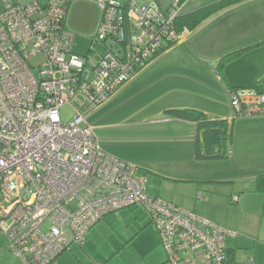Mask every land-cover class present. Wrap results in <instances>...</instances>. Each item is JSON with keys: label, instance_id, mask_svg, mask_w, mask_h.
<instances>
[{"label": "built area", "instance_id": "obj_1", "mask_svg": "<svg viewBox=\"0 0 264 264\" xmlns=\"http://www.w3.org/2000/svg\"><path fill=\"white\" fill-rule=\"evenodd\" d=\"M0 233L25 264H52L81 245L110 212L147 210L165 264H224L237 232L146 193L144 170L101 148L86 110L104 103L134 73L187 32L181 8L155 1L94 0L101 15L87 52L73 51L65 20L73 0H0ZM99 42L102 49H94ZM95 51V54H92ZM231 114H264V90L226 88ZM80 95L73 114L60 108Z\"/></svg>", "mask_w": 264, "mask_h": 264}, {"label": "rangeland", "instance_id": "obj_2", "mask_svg": "<svg viewBox=\"0 0 264 264\" xmlns=\"http://www.w3.org/2000/svg\"><path fill=\"white\" fill-rule=\"evenodd\" d=\"M154 1L161 8L168 5L163 0ZM174 1L176 0H170L169 4ZM211 1L213 0H187L182 11H191ZM249 5L262 10L264 18V0H255ZM100 15L101 10L94 0L71 2L65 23L75 34L73 51L83 54L88 49L91 37L97 31ZM204 25L205 22H201L196 26L191 36L197 37L201 34L203 36L206 29ZM256 40L259 39H254ZM234 46L235 43L229 45L230 49L226 51L238 48ZM173 48L172 51L163 54L158 63L145 67L123 84L105 104L87 109V121L94 126V133L103 150L118 158L121 155L128 156L132 158L130 163L148 171L145 173L148 178L147 192L165 194L166 197L177 193L179 196L176 195V198L185 200L190 209L197 205L200 211L198 209L196 213L203 218H206L205 214L214 215L224 226L240 223L244 229L237 230L248 236L244 238L245 247L240 246L236 249L235 264H264V194L250 191L253 185V170L264 172V169H261L262 167L245 169L237 159L230 157L231 145L226 156L194 158V125L174 118L167 110L184 107L197 109L196 101L205 99L209 103L215 98L188 77V72L191 71L202 77L207 73L206 64L200 62L196 70L188 71L191 67L188 62L191 61V56L186 51ZM94 49H102L99 42L94 43ZM211 49L208 52L213 55ZM263 51L264 47L259 53L260 56L264 54ZM250 53L257 56L258 50ZM92 54H95V51H92ZM208 78L207 74L203 77L205 80ZM82 100L83 98L78 95L70 103L63 105L60 108L61 118L69 119L73 114V105H79ZM221 100L219 97L216 100L218 107H221L220 104L224 105ZM203 106L209 107L205 103ZM227 106L225 110H228L229 116L231 114L229 102ZM262 116L264 114L244 118ZM238 120L239 118H236L235 121ZM258 148L260 149L255 151L256 156L253 157L259 156L257 161L264 164V148ZM174 167L179 172L188 170L197 174L193 178L199 181H180L166 177L168 176L166 174L170 173V168ZM198 184L203 198L197 196ZM238 193L244 195L245 204L252 208L250 210L252 212L243 214L236 208L239 204L233 202L232 196ZM149 216L147 210L133 205L110 212L105 219L99 220L93 227L96 235L86 243L88 249L94 253V259L103 262L106 254L120 248L116 253L118 256L112 259L113 264H145L153 259L150 253L156 240H159V247L165 259L166 254L159 233L152 222H148ZM142 222L146 225L144 230L135 235L132 241L134 245H129L127 239L139 230ZM5 241V236L0 233V244ZM232 243L231 238L226 240L227 245ZM73 246L76 245H72L71 248ZM81 259L87 260L83 256Z\"/></svg>", "mask_w": 264, "mask_h": 264}, {"label": "crops", "instance_id": "obj_3", "mask_svg": "<svg viewBox=\"0 0 264 264\" xmlns=\"http://www.w3.org/2000/svg\"><path fill=\"white\" fill-rule=\"evenodd\" d=\"M118 1L123 2L124 0H118ZM138 1L144 3L148 0H138ZM163 1L166 5L168 4L167 5L168 7L170 0H163ZM215 1L217 0H213L210 3ZM254 1L255 0H240L218 9L217 11L213 12L208 17H206L203 21H201V22H205L204 26L206 28L203 31L204 33L203 36L202 34L197 37L194 35L191 36V32L196 27L195 26L187 30L186 34L173 45L174 48L172 47L173 49L176 50L179 49L182 50L183 52L186 51L187 54L191 56V61H188L191 64V67L188 69V71L196 70V68L199 67L200 62L206 64V69H207L206 74L207 76H209L208 80L203 79V77L206 74H203V76L201 77L193 71L188 72L189 74L188 77L198 86L202 87L204 90H207L212 98H215L217 100V98L219 97L222 99L221 101H223L224 105L220 104L221 107H218L219 105H216L217 101L215 99H213V101L209 103L208 100L200 99V102L196 101L198 105L194 104L196 105L195 106L196 108L198 107L197 109L202 110L211 118L228 117V110H225L228 108L227 103L229 102V97L226 92L227 87L254 85L261 89H264V54L261 56L259 55V53L262 51V48L264 47V44L249 46L248 48L244 49L237 57L226 62L223 68L221 69L220 74L217 71V65L219 63V60L225 53H227L226 49H230L228 48L229 45L231 44L233 45V43H235L236 46L234 47L241 48L248 45H252L264 38V18L262 15L263 13H261L262 10L260 9L257 10L256 8L251 7L249 5ZM185 4L186 3L182 5L181 12H183L182 10ZM254 39H259V40L254 41ZM210 46H212L214 49H211ZM210 49L212 50L213 55H211L208 52ZM254 50H258L257 56L254 53H250L253 52ZM86 52L87 50L85 51V53ZM168 52L170 51L167 50L155 56L143 68L137 70L129 80H131L139 71L143 70L145 67L158 63L163 58L162 57L164 56L163 54H166ZM258 55L260 57H258ZM117 90L101 105L105 104L108 100H110V98L117 92ZM204 103L209 105V107L207 108L203 106ZM235 120L236 119H234L232 123V137L230 144L231 149L229 153L230 157L237 159V162L241 163L240 165H243L245 169H251V168L253 169L254 167H262L261 169H264V164H262L263 162L257 161L259 156H257L256 158L253 157L256 156L255 151L260 149L258 147L264 148V116L250 117V118L240 117L238 121ZM180 121L188 122L194 125V123L190 121H185V120H180ZM119 158L128 162L132 161V158L128 156L124 157L121 155ZM142 169L146 173L147 170L144 168ZM169 171L170 173L166 174L168 175L166 177L170 179L180 180V181H196V182L199 181L193 178L196 177L197 174L190 173L188 170L179 172L174 167V168H170ZM253 171H254L253 172L254 177L258 174L264 173V172H258L260 170H253ZM196 187L198 191L197 196L199 198H203L204 196H202V191L199 190V184ZM250 191L254 193L264 194L263 192L254 191L253 185L252 188H250ZM146 193L153 196H159L165 199L166 201L172 202L184 209L191 210L195 213L198 211V209L200 211V208H198L197 205L194 206L193 209H190L187 206L185 200L182 201L183 199L180 200L177 199L176 195L177 197L179 196V194L177 193H172L170 197H166L165 194L159 195L156 194L155 192L152 193L146 191ZM232 199L234 200L233 201L234 203L238 202L239 205L236 208H238L239 211H241L243 214L246 212H252L250 211L252 208L246 206L243 194L239 195L238 193L236 194V196L235 195L232 196ZM134 206L142 207L140 205H134ZM143 209L146 210L145 208ZM205 215H206V219L208 218V220L222 227H226L230 230L237 232L236 236L228 237L231 238V240H233V243L229 245L226 244L227 249L229 250V257L235 263V255L237 252L236 249L240 246L245 247L246 242L244 243L245 241L244 238L248 236L247 234L244 233L242 234V232H239L237 229L240 230L244 228L241 226L240 223H237V225L231 224V226H224L220 224L221 221L219 220L218 217L214 215H207V214ZM105 218L106 216L103 219ZM148 222H151L150 216ZM142 223L143 225H140L139 230L136 231L134 235L130 236L127 239L126 242H129V245H134L132 241L135 235L139 234L142 230H144V227L146 225L144 222ZM95 225L96 224H94L88 230L85 241L81 245H76L73 246L72 248L70 247L68 250L66 249L65 251L61 252L60 254L57 255V257L55 258L52 264H98V263L113 264L112 259L118 256V254L116 255V253L120 250V248L115 250L111 254L109 253L106 254L107 256L103 259L104 261L101 262V261H96L94 259L93 257L94 253H92L86 245L88 240L89 239L91 240L96 235L93 229ZM151 254L153 255L152 261L146 262L145 264H165L163 253L161 251V248L159 247V240H156V244L152 248L150 255ZM81 256L85 257L87 260L85 261L82 260ZM0 264H25V263L18 254L12 252L6 247V241H5L2 244H0Z\"/></svg>", "mask_w": 264, "mask_h": 264}, {"label": "trees", "instance_id": "obj_4", "mask_svg": "<svg viewBox=\"0 0 264 264\" xmlns=\"http://www.w3.org/2000/svg\"><path fill=\"white\" fill-rule=\"evenodd\" d=\"M186 1L187 0H178L181 8ZM237 1L240 0H217L186 13L181 12L180 8L174 19V26L178 30H189L197 26L213 12ZM171 4H169L167 8H169ZM259 44H264V38L252 45L241 47L225 53L220 58L217 65L218 73H221V69L226 62L237 57L244 49L248 48L249 46ZM167 112H169V114L176 119L194 123L195 135L193 150L195 159L223 157L226 156L227 150L229 152L228 148L231 144L233 120L228 122L226 118H211L203 111L191 107L171 108L168 109ZM253 190L264 193V173L258 174L254 177ZM227 255L228 257L224 264H235L229 257L228 249Z\"/></svg>", "mask_w": 264, "mask_h": 264}]
</instances>
